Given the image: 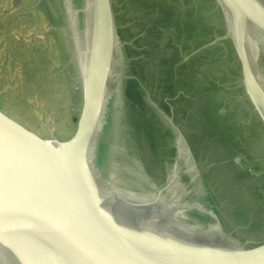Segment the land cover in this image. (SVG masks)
Instances as JSON below:
<instances>
[{
    "label": "rangeland",
    "instance_id": "374dc122",
    "mask_svg": "<svg viewBox=\"0 0 264 264\" xmlns=\"http://www.w3.org/2000/svg\"><path fill=\"white\" fill-rule=\"evenodd\" d=\"M111 2L129 71L107 123L116 177L148 192L170 178L180 152L196 165L189 177L197 200L230 238L264 234V124L245 94L216 0ZM69 14L67 0H0V106L42 135L67 133L80 109L77 65L86 55L75 52ZM260 65L264 73L263 56ZM180 179L162 197L190 206L194 196Z\"/></svg>",
    "mask_w": 264,
    "mask_h": 264
},
{
    "label": "water",
    "instance_id": "95a60500",
    "mask_svg": "<svg viewBox=\"0 0 264 264\" xmlns=\"http://www.w3.org/2000/svg\"><path fill=\"white\" fill-rule=\"evenodd\" d=\"M67 2L75 52L86 55L85 63L76 60L84 78L74 127L42 135L0 106V264H264V234L230 238L195 195L190 206L179 205L194 225L160 201L179 158L170 178L148 192L116 177L107 123L127 75L112 2ZM216 2L245 94L264 124V0ZM190 207L217 229L199 224Z\"/></svg>",
    "mask_w": 264,
    "mask_h": 264
},
{
    "label": "flooded vegetation",
    "instance_id": "af4514ba",
    "mask_svg": "<svg viewBox=\"0 0 264 264\" xmlns=\"http://www.w3.org/2000/svg\"><path fill=\"white\" fill-rule=\"evenodd\" d=\"M121 56H122V59L125 58V54H124L123 51H121ZM261 56H263V58H264V51H262V50L259 52V66H260V68H261V65H260ZM127 72H129L128 71V66L124 65V74H126ZM179 153L180 152H178L176 154V157H175V160H174V164L177 162V158H179L178 168H179L180 171L178 172V174H179L180 178L182 179V181L184 183V186L187 188V191H188L187 193L190 196H194L196 194V192H197V190H195V189H197V187L192 186V184L190 182V177H191L190 175H192L195 172H197L196 165L194 164V162H191V164L189 166L187 164H185V162L183 161L182 156L180 157ZM183 156H184V158L186 157V155H183ZM174 169H175V167H174ZM197 196H199V195L197 194ZM210 208L212 209V207H210ZM212 211H214V210L212 209ZM206 223H208V222L206 221Z\"/></svg>",
    "mask_w": 264,
    "mask_h": 264
},
{
    "label": "bare ground",
    "instance_id": "6f19581e",
    "mask_svg": "<svg viewBox=\"0 0 264 264\" xmlns=\"http://www.w3.org/2000/svg\"><path fill=\"white\" fill-rule=\"evenodd\" d=\"M161 202L165 203L166 206H168L176 215H178V217L188 223V224H192L194 225L196 222L191 218L189 217L187 214H185L183 212V210H181V208H179V205L175 204V203H172L169 199H167V197L163 196L161 197Z\"/></svg>",
    "mask_w": 264,
    "mask_h": 264
},
{
    "label": "crops",
    "instance_id": "0c3cea01",
    "mask_svg": "<svg viewBox=\"0 0 264 264\" xmlns=\"http://www.w3.org/2000/svg\"><path fill=\"white\" fill-rule=\"evenodd\" d=\"M73 127H74V126H73ZM73 127H72V128H73ZM72 128H71V129H72ZM71 129H70V130H71ZM70 130H69V131H70Z\"/></svg>",
    "mask_w": 264,
    "mask_h": 264
}]
</instances>
